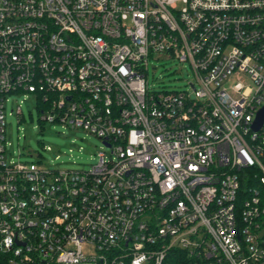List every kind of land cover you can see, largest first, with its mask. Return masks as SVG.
Returning <instances> with one entry per match:
<instances>
[{
  "label": "built area",
  "instance_id": "2783aa9c",
  "mask_svg": "<svg viewBox=\"0 0 264 264\" xmlns=\"http://www.w3.org/2000/svg\"><path fill=\"white\" fill-rule=\"evenodd\" d=\"M160 54L187 89L149 88ZM30 97L89 170L8 158ZM263 106L264 0H0V264H264Z\"/></svg>",
  "mask_w": 264,
  "mask_h": 264
},
{
  "label": "rangeland",
  "instance_id": "374dc122",
  "mask_svg": "<svg viewBox=\"0 0 264 264\" xmlns=\"http://www.w3.org/2000/svg\"><path fill=\"white\" fill-rule=\"evenodd\" d=\"M181 6V5H179ZM147 82L151 90H184L193 79L187 63L165 55L150 57ZM19 103V102H18ZM22 119L15 105L7 104L6 152L15 162L40 164L55 170L87 171L97 160L102 143L82 129H69L58 124L40 123L34 97L21 105ZM46 148H50L47 151ZM86 256L93 257L91 247H84Z\"/></svg>",
  "mask_w": 264,
  "mask_h": 264
},
{
  "label": "water",
  "instance_id": "95a60500",
  "mask_svg": "<svg viewBox=\"0 0 264 264\" xmlns=\"http://www.w3.org/2000/svg\"><path fill=\"white\" fill-rule=\"evenodd\" d=\"M264 123V106L263 108L258 112L256 119L252 125V129L253 131H258L260 129V127L263 125Z\"/></svg>",
  "mask_w": 264,
  "mask_h": 264
}]
</instances>
